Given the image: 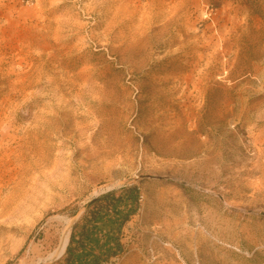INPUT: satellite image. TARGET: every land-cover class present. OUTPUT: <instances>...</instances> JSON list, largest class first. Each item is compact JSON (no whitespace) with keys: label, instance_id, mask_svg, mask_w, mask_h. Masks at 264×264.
Returning <instances> with one entry per match:
<instances>
[{"label":"rangeland","instance_id":"rangeland-1","mask_svg":"<svg viewBox=\"0 0 264 264\" xmlns=\"http://www.w3.org/2000/svg\"><path fill=\"white\" fill-rule=\"evenodd\" d=\"M131 186L110 264H264V0H0V264Z\"/></svg>","mask_w":264,"mask_h":264},{"label":"trees","instance_id":"trees-1","mask_svg":"<svg viewBox=\"0 0 264 264\" xmlns=\"http://www.w3.org/2000/svg\"><path fill=\"white\" fill-rule=\"evenodd\" d=\"M137 186L100 197L73 229L63 264H110L124 253L121 236L125 225L140 208Z\"/></svg>","mask_w":264,"mask_h":264},{"label":"bare ground","instance_id":"bare-ground-1","mask_svg":"<svg viewBox=\"0 0 264 264\" xmlns=\"http://www.w3.org/2000/svg\"><path fill=\"white\" fill-rule=\"evenodd\" d=\"M6 137H8V133H6ZM6 137L3 135V139H2V143L4 144L5 148H8L9 145L8 143L5 141L6 140ZM67 243H68V238H66V240L64 241L59 253H63V251L65 250L66 246H67Z\"/></svg>","mask_w":264,"mask_h":264}]
</instances>
